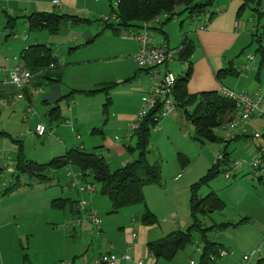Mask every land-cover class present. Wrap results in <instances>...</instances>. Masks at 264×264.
Returning <instances> with one entry per match:
<instances>
[{
  "label": "crops",
  "instance_id": "obj_1",
  "mask_svg": "<svg viewBox=\"0 0 264 264\" xmlns=\"http://www.w3.org/2000/svg\"><path fill=\"white\" fill-rule=\"evenodd\" d=\"M0 2L11 8L10 12H6V25L3 29L0 28V264H58L61 261L82 263L104 252H112L118 256L115 264H137L139 260L143 264H158L159 259L163 258L154 257L149 252V243L170 237L176 231L174 229L176 226L179 231H182L181 227L187 226L190 220H192L191 226L193 225L191 206L193 185L201 181L214 164L220 168V164L215 163L211 154L200 151V163L201 166H205L206 173L202 176L196 173L187 155L195 148L194 141L190 140V131L194 130L196 135L194 133L192 137L201 143L226 140L227 147L231 139L243 137L248 141L252 138L255 146L250 152H255V157L261 155L264 142L258 139L261 138L260 134H254L255 127L258 125L255 120L246 122L247 127L244 129L247 134L243 136H241L240 127L235 130H225L223 126H220L215 129L218 140L208 141L197 139L198 132L188 113H193L196 109L200 110L198 103L203 100L205 93L218 92L224 96L221 92L223 88L248 94L258 93L264 99L260 86L257 87L251 82L243 87L238 81L242 74L249 76L254 64L248 65L243 62L238 66L235 65V53L240 49L241 53L245 51L250 33H252V41L257 42L253 34L264 26L263 18L258 19L252 14L251 21L244 20L243 0H216L206 13L192 18L193 24L187 29L184 30L183 21L181 22L182 36L175 40V44H172L168 31L164 27L159 29L163 35V42L157 43L161 45L172 49L181 48L185 39L193 44V49L188 56L190 64L188 70H186L187 66H184L182 73L177 74L183 81L178 83L174 93L176 110L161 120L159 130H151L149 149L150 151L156 149V152H149L147 158L149 163L158 169L161 181L144 185L145 202L114 211L111 198L101 190V183L96 184L97 181L93 176L83 177L80 170L73 165L58 170L51 179L45 181L21 175L16 165L22 157L45 164L76 148L103 156L112 171L122 169L138 158V151L135 150L137 138L131 132V125L142 108L143 98L154 86L149 72L139 75L136 70L135 55L139 50V42L136 39L123 38L131 46L126 58L134 71L133 74H116L90 64L104 61L103 59H114L109 56L111 52L105 55L107 57L88 56L93 53L96 41L105 32L116 36L122 32V30L118 32L111 28L105 30L101 28L103 18L111 17V22H117L113 15V6L117 0H59V4H55L54 0H0ZM214 11L216 14L212 15ZM34 12L56 13L65 15L66 19L60 30L53 33L46 28H31L27 16ZM20 17L24 19L22 26L28 27L31 32L39 31V33L33 35L28 32L23 38H19L16 28ZM72 18L81 19V21L77 23L71 20ZM94 22L98 23L97 28L82 26L83 24L92 26ZM74 28L76 31L80 28V31H77L71 39L64 40L68 41L69 45L74 44L70 49L68 48V55L71 58H68L65 63L61 60L58 51L53 50L54 41L49 40L52 37L55 38L54 35L60 33L62 29L69 31ZM13 34L15 37L12 39L10 36ZM94 36L96 37L92 41ZM260 42L264 45L262 39ZM37 45H46L50 48L51 54L58 61L49 69L39 70L35 67L38 70L32 71L31 83L18 87L10 80V71L17 65L28 68L24 58L25 53ZM107 45L105 50H108ZM112 49V52L116 50L113 46ZM124 54L125 52L121 57H124ZM179 55L168 64L169 68L171 64L182 62ZM254 58L253 56V60ZM263 61L261 55L260 62L263 63ZM243 65L244 67L241 68ZM89 67L94 71L88 69ZM258 70L260 72V68ZM259 72L255 79L262 81ZM228 78L237 79L235 83H231L228 82ZM90 89L94 92L88 94L89 97L94 96V100L96 99L90 105L94 109L81 101L83 107L87 108V112L82 113V108H76V106L83 99L78 100L75 93ZM190 97L193 98L192 101H189ZM17 106H24L29 110L35 108L39 114L37 118H35L36 114L33 115V122L28 133L46 138L43 151L37 155H30L25 151L24 139L20 138L22 132L16 133L13 129ZM4 115L7 123L3 122ZM54 122L58 125L67 122L71 126H57L53 129ZM40 123L47 127V133L43 136H39L35 131ZM218 129L221 136L216 133ZM153 130L155 133L152 136ZM175 133L186 139L184 148H175L173 153L165 155L161 141L170 139ZM166 156L170 157L171 161ZM7 162L9 164L6 167ZM241 165L240 161L234 168L235 162H231L227 172L235 175ZM226 170V167L220 168L213 179L204 183V186L210 189L207 194L216 191L224 204H226L225 199L212 184L218 174ZM247 172L251 175L250 170ZM231 175L226 174V177L230 178ZM17 181L20 182L19 186L9 190L10 186ZM89 183L93 187L91 190L86 188ZM200 185L199 187H202L203 183ZM80 187H84L85 190L81 191ZM198 192L201 193L200 190ZM204 196L199 195L198 198L203 199ZM168 199L183 207L188 200L190 212L181 219L180 223L173 219L178 215L177 207L176 210L168 211L166 214L160 212V207L165 206L164 202ZM81 200L85 201L87 209L96 210L102 217L100 230H96V226L88 215L79 212L78 206ZM147 210L154 215L156 222L148 223L144 219L143 215ZM222 210L223 208L219 211ZM164 215L168 218L162 220ZM204 217H199L201 228L194 230V236L198 231L200 238L194 237V243L190 244L197 243V251L198 248L203 250L198 264H208L205 263L206 258H203L205 247L201 239L202 234H206L219 250L223 248L229 251V254L224 257L227 260L223 264H235L236 258L229 257L233 254L232 246L226 247L217 238L230 226L236 230L248 228L251 216L246 215L240 221L228 217L226 221L213 222L209 226L203 221ZM215 227L221 231L214 232L213 237H210L208 231L211 232ZM248 234L251 233H245V235ZM260 236L261 234L258 235L256 242L260 240ZM124 254L130 255L131 258H123ZM192 261L194 260H191V264H196ZM208 261L209 264H215L218 260L212 262L208 258ZM261 263L262 261H257V264Z\"/></svg>",
  "mask_w": 264,
  "mask_h": 264
},
{
  "label": "rangeland",
  "instance_id": "obj_2",
  "mask_svg": "<svg viewBox=\"0 0 264 264\" xmlns=\"http://www.w3.org/2000/svg\"><path fill=\"white\" fill-rule=\"evenodd\" d=\"M263 5H264V1H263ZM10 9H11L10 7L4 6L0 2V28L1 29H3L4 26L6 25V20H7L6 12L7 11L10 12ZM243 11L245 12L243 19L250 20L251 19L250 16L253 14L251 8L244 7ZM182 21L184 24L183 25L184 30L193 24V19L188 17L187 13L183 12L179 14L178 16L172 18L171 20L167 21L165 24H164L165 20L163 18L162 21H160L159 23H155V25L153 26V28L149 30V32L151 33L155 42H163V35L159 32V29L164 27V29L168 31L172 44H175L174 43L175 40L182 36L180 32ZM23 24H24V19H22V17L18 18L16 34L18 35L19 38H23L26 34H28V32L29 33L31 32L28 27L22 26ZM82 26L84 28L91 27L93 29V28L98 27V23L96 22L92 26H88L84 24ZM77 31H80V28H78ZM77 31L75 28L69 31L68 30L66 31V29H62L60 33L54 35L55 38L52 37V39L49 40V41H54L53 50L58 51L61 60H63L65 63L67 62L68 58H71V56L68 55V48L70 49V47L74 46V44L69 45V42L64 41V40L71 39ZM31 33H33L34 35V34L39 33V31H32ZM108 35H110L111 38ZM250 35L252 36V33H250ZM251 36L248 37V42L246 43L245 51L241 53L240 52L241 49H240L238 52L235 53L236 54L235 65L238 66L240 65V63L243 64L244 62L248 65L254 64L253 65L254 68L250 69L249 76H243L242 74V76L238 78V81L240 85L241 84L243 85V87L247 86L249 83L252 82V84L256 85L257 87L260 86L261 92L264 93V61L263 63L260 62L261 54L257 51L259 44L255 40L252 41ZM10 37L13 39L15 37V34L11 35ZM262 41L264 44V36L262 37ZM106 44H108L107 45L108 50H105ZM112 46L116 49L113 52H112L113 50ZM130 49H131V46L128 45L127 40H124L121 37V34H117L116 36L113 34H109L108 32H105V34L96 41L93 47V50H94L93 53L88 54V56L96 58V56H102V55L105 56L106 54L111 52L109 56L114 57V59L112 60L103 59L104 61L94 62L90 64H94L95 66L108 69V72L112 71V73H116V74H133L134 71L131 68V65H129L130 62L126 58L128 56L127 54ZM123 52H125V54L123 55L124 57H121ZM249 56H254L255 57L254 60L249 59ZM131 59L133 58L131 57ZM249 61L250 62L253 61V63H249ZM135 66H136V70L138 71L139 75L147 72L145 70L140 69L137 63H135ZM243 67L244 65L241 68ZM164 68H165L164 66H161L159 70L163 72ZM170 68L176 73V75L177 74L179 75L182 73L184 69V64L181 61H178L175 65L171 64ZM259 68H260V72L258 70ZM88 69L94 71L90 67ZM258 72L261 74L262 81H258L257 79H255V76H257ZM224 73L225 72H223V74ZM236 79L228 78V82L235 83ZM154 84H155V81H154ZM231 86H233V84ZM244 90H247V89H244ZM93 92L94 91H92V89L85 90V91H79L75 93V97L78 98V100L83 99V100H80V102L84 101L86 102V106L90 107L91 103L96 100V99L94 100L93 98L94 96L89 97V95ZM83 106L84 105L81 102L79 103L78 106H76V108L81 107L83 110L82 113L87 112V108ZM262 107L264 108V102L262 103ZM16 108H17V111L15 112V115H14L13 129H15L14 131L16 133L20 131L22 132V135L20 136V138L24 139L25 151L30 155H37L43 151V148H44L43 143L46 142V138L45 137L40 138V137H37V135L35 134H28V133L30 131V125L33 122L32 121L33 115L36 114L35 118H37L39 114L36 112L35 108H33V110H29L25 108L24 106H19V107L17 106ZM90 108L94 109L92 107ZM252 120H255L256 123H258V125L255 127L254 134L255 133L260 134L261 138H258V139L263 140L262 135L264 132V118L254 116L247 123L251 122ZM3 122L7 123V119L5 115L3 117ZM187 123L188 125H191L189 122ZM247 123H243L240 125L241 136L247 134L245 133V129H244L247 127ZM35 125L36 123L34 124V127ZM69 125L71 126V124L67 122L60 123V125L54 122V124H52V127L53 129H55L57 126H69ZM217 131L216 133L220 134V130L218 132ZM190 132H191L190 140L194 141L195 148H193L192 151H190L191 152L190 154H187V153L186 154L190 157L191 164L193 165L192 167H195L194 169L196 173L198 172L197 174H200V176H202L203 174L206 173V171H204L205 166H201V163H200V158H199L200 151L205 152V154H211L214 160L216 159L217 153L221 152L223 154V158L221 159V161H218L217 163L220 164L221 169H224L225 167L227 168L226 171H222L218 174V176L216 177V179L213 181V184H212L214 188H217V190H219L217 192L220 193L221 196L225 199L227 205L225 204L223 206L222 211H217L213 213L201 212V213H198V215L205 216L203 221H205V224L207 226L211 225L213 222L226 221L228 217L234 218V220L236 221H240L244 219L246 215L251 216L250 222L248 223V228L246 229L243 228L242 230H236L234 227L230 226L226 228L224 232L222 231L219 234L217 240L220 242H223L226 247H229V245L232 246L233 254L229 257L236 258V261H234L235 264H246V262L243 259L244 255L245 254L252 255L255 250H256V253L248 261V264H257L258 260H260V262L262 261L261 264H264V244L262 243L263 238H264V181L259 180L260 173L259 171H256L253 167V162H254V158L256 154L255 152L252 153L250 151L252 147L255 146L253 144L254 139L249 138L248 141H246V139L243 137H240L238 139H231V143L227 147V145L225 146L226 140L218 141V142L201 143L192 137L195 133L194 130H191ZM154 133L155 132L153 130L152 136ZM152 141H153V138H152ZM256 141L257 140H255V142ZM184 142H186V139L176 133L171 135L170 139H163L161 141V144L163 146L164 154L170 155L171 153H173V151H175V148H184ZM149 152L155 153L156 149H154V151L151 150ZM168 160L171 161V158L168 157ZM238 160L242 162L241 167H239V171L235 175H231L230 178H227L226 172L229 171L228 168H230V163L231 162L234 163ZM248 170H250L251 175L248 174L247 172ZM245 172L247 173L244 174ZM230 173L232 174V172ZM96 184H99V183L96 182ZM204 185L205 184L203 183V186ZM202 187L198 188V191L200 190L201 192V193L199 192L198 193L199 195L204 196L208 193V191H210V189L206 186H204L203 188ZM214 193H216V191ZM206 196H208V194ZM164 205L165 206L160 207V212H163L164 214L168 213V211L171 212L172 210H176L175 208L177 207L176 211L178 215L176 217H173V219H175L176 222H179V223L181 222V219H183V217H186L188 213L190 212V206H189L188 200L184 207L181 206L179 203L174 202L170 199L165 201ZM163 218H168V216L164 215L162 216L161 219L163 220ZM188 223L189 224L187 226L181 227L180 230L182 229L184 231L188 230L189 229L188 227L191 226L192 224V220L188 221ZM174 229H176L174 233L179 231L178 226L174 227ZM216 231L217 232L221 231V229L215 227L211 232L208 231V233H210L209 234L210 237H213V234ZM245 233H251V234L245 235ZM259 234H261L260 240L256 242ZM195 238H200L198 231L195 232ZM252 245L253 247H251ZM219 259L215 264H223L227 260L226 258L222 260H219ZM191 260H194L196 264H198L200 261V254L197 251V243H195L194 245L189 244L184 250L178 251L177 254L173 258L159 259L158 264H191Z\"/></svg>",
  "mask_w": 264,
  "mask_h": 264
},
{
  "label": "trees",
  "instance_id": "obj_3",
  "mask_svg": "<svg viewBox=\"0 0 264 264\" xmlns=\"http://www.w3.org/2000/svg\"><path fill=\"white\" fill-rule=\"evenodd\" d=\"M216 0H117L116 6H113V15L117 22L112 21L111 17L103 18L102 30L111 28L114 31L120 32L123 29L139 28L145 22L152 21L156 16L162 13H168L169 21L179 14L185 12L188 17L195 18L206 13L215 3ZM244 7L251 8L253 15L258 19L264 18V0H243ZM242 8V9H243ZM216 14L214 11L212 13ZM65 15L46 12H34L27 16V20L31 28L40 29L46 28L50 32L57 33L64 20ZM74 22H80L81 19L72 18ZM261 30V31H260ZM254 38L259 42L258 51L264 59V45L261 44V39L264 36V26L254 34ZM96 36L92 38V41ZM193 49V44L185 39L179 52L180 59L187 65L190 61L188 56ZM24 55V54H23ZM24 58L26 64L31 71H36L35 67L42 69H49L53 63H57L58 59L51 54L50 48L46 45L33 46L25 53ZM36 69V70H35ZM45 70V69H43ZM32 72V73H33ZM183 79H177L173 93L176 92L178 83ZM180 87V86H179ZM193 98L190 97L189 101ZM199 111L196 109L193 113H188V116L198 132L200 140L216 141L215 129L227 123L234 114L235 103L225 98L218 92L205 93L203 100L198 103ZM159 107L147 115L139 125V128L133 131V135L137 138L138 158L126 167L112 171L109 163L105 158L99 154L92 152H85V150L76 148L67 152L64 156L54 158L50 162L42 164L19 159L17 162V170L21 175H27L31 179H38L45 181L52 178L58 170L66 167H77L83 177L93 176L94 179L101 183V190L107 194L113 203V210L118 211L129 205L139 204L145 202V195L143 187L147 183H159L161 177L156 167L152 166L148 161V153L150 151L151 130L155 124L154 115L158 112ZM264 142V132H263ZM261 160L264 162V147L261 150ZM220 170L217 164H214L212 169L201 179L200 182L193 185L192 188V216L193 225L186 231H178L170 237L149 243V252L157 258H173L178 251L183 250L187 245L194 243V230L201 228V219L198 213H208L219 211L225 205L224 202L215 193H209L203 199L198 198V188L201 183H207L215 177ZM20 180V179H19ZM260 180L264 181V176L261 175ZM20 182L13 183L9 190L13 187L19 186ZM148 223L156 222L154 215L147 210L143 215ZM203 230V228L201 229ZM201 239L204 242V257L205 263H210L208 258L216 254L219 249L215 244L209 240L206 234H202Z\"/></svg>",
  "mask_w": 264,
  "mask_h": 264
},
{
  "label": "built area",
  "instance_id": "obj_4",
  "mask_svg": "<svg viewBox=\"0 0 264 264\" xmlns=\"http://www.w3.org/2000/svg\"><path fill=\"white\" fill-rule=\"evenodd\" d=\"M55 4H59V0H54ZM117 2H115L116 6ZM169 18L168 13H162L156 16L152 21L145 22L139 28L123 29L121 34L122 38L136 39L139 42V50L135 55V60L140 69L150 72L153 76L155 84L152 90L143 98L142 108L131 125V132L139 128L140 122L149 115L153 110L159 107L158 112L154 115V130H159V123L165 117L170 116L177 107V103L174 98V87L176 85L178 75L168 67L175 57L179 54L181 48H169L166 45H161L154 41L149 30L155 23H159L162 19ZM249 59H253V56H249ZM184 64V63H183ZM161 66H164L163 72L159 70ZM184 66H187L184 64ZM33 73L27 67L22 65L15 66L10 71V80L18 87H23L31 83ZM157 81V83H156ZM222 94L235 103V110L233 117L222 125L224 129L235 130L240 127L241 124L248 122L254 116L264 118V108L262 107L263 96L257 94H248L245 92H235L228 88L222 89ZM36 133L39 136H43L47 133V127L43 123L36 126ZM223 158L221 152L217 153L215 163ZM240 161L235 162L234 168L237 167ZM8 162L6 167L8 166ZM253 167L256 171H259L260 176H264V162L260 156L254 158ZM227 176H230V172H226ZM86 188L91 190L92 184L86 185ZM80 190H85L84 187H80ZM79 212L84 215H88L96 230H100L102 226V217L96 210L87 209L85 201L79 202ZM135 235V234H134ZM264 244V238L263 242ZM259 250V249H258ZM199 254H203V250L198 248ZM256 251L254 252V254ZM229 254L227 249H220L216 254L210 256V261L215 262L219 258H224ZM244 255V261L248 262L254 255ZM123 258L130 259V255L124 254ZM118 261V256L112 252H104L100 255L92 258L88 262L76 263L74 261H61L58 264H115ZM194 263V261H192ZM137 264H143L141 260L137 261Z\"/></svg>",
  "mask_w": 264,
  "mask_h": 264
}]
</instances>
